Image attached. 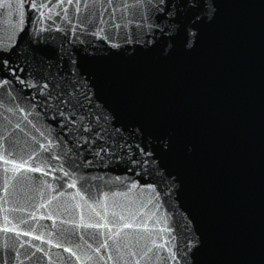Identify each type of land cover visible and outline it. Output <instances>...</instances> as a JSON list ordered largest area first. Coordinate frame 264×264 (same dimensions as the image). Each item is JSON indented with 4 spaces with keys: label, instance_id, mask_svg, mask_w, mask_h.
I'll return each mask as SVG.
<instances>
[{
    "label": "water",
    "instance_id": "95a60500",
    "mask_svg": "<svg viewBox=\"0 0 264 264\" xmlns=\"http://www.w3.org/2000/svg\"><path fill=\"white\" fill-rule=\"evenodd\" d=\"M0 264H264V0H0Z\"/></svg>",
    "mask_w": 264,
    "mask_h": 264
}]
</instances>
